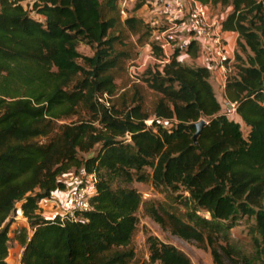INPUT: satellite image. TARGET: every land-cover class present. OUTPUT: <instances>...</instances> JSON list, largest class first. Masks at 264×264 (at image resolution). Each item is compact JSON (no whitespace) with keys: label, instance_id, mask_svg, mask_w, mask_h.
<instances>
[{"label":"trees","instance_id":"1","mask_svg":"<svg viewBox=\"0 0 264 264\" xmlns=\"http://www.w3.org/2000/svg\"><path fill=\"white\" fill-rule=\"evenodd\" d=\"M200 1L233 7L223 22L239 33L225 96L237 103L238 119L223 113L206 67L174 57L149 79L161 97L148 127L140 104L125 112L112 102L115 20L101 0H0V264H10L14 238L21 264H129L142 205L129 185L147 180L146 166L156 187L189 193L177 196L190 209L188 221L161 202L146 204L164 230L210 248L215 264H264V0ZM146 3L137 0L136 9ZM80 43L93 55H83ZM105 93L110 106L99 100ZM81 106L89 119L58 123ZM201 119L207 124L195 141ZM81 171L97 178L93 208L73 219L45 217L41 202L67 188L65 175ZM19 211L31 230L12 236ZM243 216L254 217L259 234L253 257L230 243L228 231ZM147 243L143 264H194L154 235Z\"/></svg>","mask_w":264,"mask_h":264},{"label":"rangeland","instance_id":"2","mask_svg":"<svg viewBox=\"0 0 264 264\" xmlns=\"http://www.w3.org/2000/svg\"><path fill=\"white\" fill-rule=\"evenodd\" d=\"M101 1L106 17L115 20V26L110 33V36L114 39V45L118 54L117 66L111 70L117 85L112 102L117 109L125 112L130 106L140 104L143 110L150 116L149 119H151L154 116L155 106L161 97V94L149 85V79L153 73L150 69H146L143 72L133 74L131 69L135 63L142 61L148 54L149 46L152 45L155 38L156 24H152L146 18L149 11L148 7L143 6L139 10L136 9L137 0H116L115 5L111 3V0ZM147 1L149 3L154 0ZM23 4L27 7L30 2L25 1ZM32 15L43 19V17L37 16L35 13H32ZM130 17L137 18L133 25L126 23V20ZM78 49L83 55L91 56L94 53L93 49L85 43H80ZM79 79H81V76H78L73 84ZM216 95L222 105H224L226 96L224 97L221 91H217ZM90 117L91 113L87 107L81 106L76 115L62 119L58 123L70 124L78 122L80 119H89ZM163 124L170 126L166 121ZM95 125H99L98 122H95ZM244 130H246L245 126ZM126 137L130 139L128 135ZM40 140L44 142L47 140V137H41ZM84 156H87V154H84ZM144 171L148 175L146 181L140 182L135 180L129 185L136 188L142 197V205L137 211L140 222L134 233L130 247L134 250L135 255L129 261V264H143L149 260V245L147 243L149 235H154L163 242L173 244L187 254L194 264H215L210 248L204 249L194 241L184 240L164 230L147 211V203L153 201L161 202L175 211L184 220L188 221L187 213L190 209L184 204L177 202V196L179 194L188 195L189 193L183 187L179 191H174L167 186L156 187L151 177L152 169L146 166ZM73 176L86 178L84 172L81 171L79 173L72 172L67 174L63 179L70 181V178ZM204 212L202 211V213ZM42 214L47 218L57 215L56 210L45 213V207H42ZM22 227L28 228L29 223L26 218L16 213L11 228V235H16ZM29 230H31L30 227ZM228 234L230 236V243L239 249L242 254L248 257L256 255L255 240L259 239V234L256 230L254 217H240L228 231ZM22 251L23 249L17 240L15 238L12 239L10 242V264H21ZM226 263L235 264L228 260H226ZM239 263H242V261L240 260ZM262 263V260L259 259L255 262V264Z\"/></svg>","mask_w":264,"mask_h":264},{"label":"built area","instance_id":"3","mask_svg":"<svg viewBox=\"0 0 264 264\" xmlns=\"http://www.w3.org/2000/svg\"><path fill=\"white\" fill-rule=\"evenodd\" d=\"M144 6L149 10L146 18L156 24L153 42L157 48L153 47V43L149 46L145 58L132 67L133 74L146 69L164 74L166 66L174 57L184 63L193 47L197 49L196 57L200 59L201 66L211 73L221 72L224 84L227 83L234 67L235 56L228 52L224 21L214 12L211 4L200 0H154L149 3L147 1ZM99 100L110 106L108 93L103 94ZM223 113L232 119H238L237 103L226 99ZM145 122L151 127L153 119ZM84 175L85 179L79 176L71 177L70 181L64 179L68 191L57 213L62 220L73 219L78 213L93 208L91 197L96 193L97 178L95 174Z\"/></svg>","mask_w":264,"mask_h":264},{"label":"crops","instance_id":"4","mask_svg":"<svg viewBox=\"0 0 264 264\" xmlns=\"http://www.w3.org/2000/svg\"><path fill=\"white\" fill-rule=\"evenodd\" d=\"M212 8L214 12L218 14V16L221 18L222 21H224L227 18L228 14L233 10L232 6L222 7L220 5L218 6L212 5ZM225 35L228 39V52L231 56L234 57L236 49H237V39H238L239 33L235 30H226ZM184 63L201 66L200 59L196 56L195 57L192 56V54L188 55ZM210 82L215 92L221 91L223 93V96L225 97V85L226 84H224L223 76L221 72L211 73ZM225 100H226V97H225ZM67 191H68V186L64 190L55 191L50 198L44 199L41 202V207H45V213L47 211L51 212V211L56 210V214H57L60 209L61 201L66 196ZM18 213L19 215H21V217L25 218L22 215L21 211H19ZM8 261H9V258H8Z\"/></svg>","mask_w":264,"mask_h":264},{"label":"water","instance_id":"5","mask_svg":"<svg viewBox=\"0 0 264 264\" xmlns=\"http://www.w3.org/2000/svg\"><path fill=\"white\" fill-rule=\"evenodd\" d=\"M206 124H207V121L204 120V119H201L197 123H195V127H196V132H195V135H194L195 141L197 140V138L201 134V132H202V130L205 127Z\"/></svg>","mask_w":264,"mask_h":264}]
</instances>
